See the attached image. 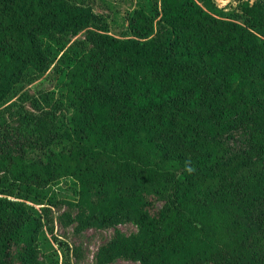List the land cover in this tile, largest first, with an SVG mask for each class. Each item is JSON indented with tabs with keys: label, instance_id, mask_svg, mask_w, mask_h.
<instances>
[{
	"label": "trees",
	"instance_id": "1",
	"mask_svg": "<svg viewBox=\"0 0 264 264\" xmlns=\"http://www.w3.org/2000/svg\"><path fill=\"white\" fill-rule=\"evenodd\" d=\"M240 10L245 23L215 0H159L120 38L71 0H0V102L55 63L74 106L40 155L0 149V264H61L29 203L55 204L66 176L84 225L138 228L117 229L101 264H264V0ZM84 29L97 50L68 46Z\"/></svg>",
	"mask_w": 264,
	"mask_h": 264
},
{
	"label": "rangeland",
	"instance_id": "2",
	"mask_svg": "<svg viewBox=\"0 0 264 264\" xmlns=\"http://www.w3.org/2000/svg\"><path fill=\"white\" fill-rule=\"evenodd\" d=\"M77 4L89 6L97 15L92 29L100 31L106 27L109 33L125 38L130 36L128 15L140 6L156 7L159 0H71ZM245 0H215L229 18L245 23L247 18L240 10ZM257 2L259 0H249ZM160 17L157 18V33L162 31ZM88 30L77 34H65L68 46L80 50L89 48L97 50L89 39ZM55 63L46 73L30 72L21 80L9 96L0 102V149L29 150L33 155L41 154L49 144L52 136L59 134L74 113V106L67 98V90L57 78ZM58 132V133H57ZM48 199L43 204L30 202L41 214L44 232L59 250L61 264H101L96 255L99 249L111 240L116 230L131 235L138 230L132 222L120 223L116 227L86 226L87 210L79 203L80 184L71 177H61L49 187ZM166 200L157 202L159 208ZM48 208V210H43ZM59 241L62 242L60 246ZM81 246L83 258L77 261L73 248ZM107 264H142L126 258H119Z\"/></svg>",
	"mask_w": 264,
	"mask_h": 264
}]
</instances>
